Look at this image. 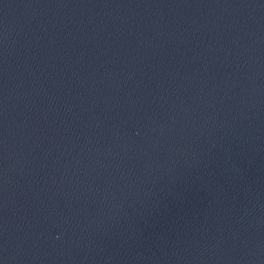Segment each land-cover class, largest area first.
Masks as SVG:
<instances>
[{"label": "water", "instance_id": "obj_1", "mask_svg": "<svg viewBox=\"0 0 264 264\" xmlns=\"http://www.w3.org/2000/svg\"><path fill=\"white\" fill-rule=\"evenodd\" d=\"M0 264H264V0H0Z\"/></svg>", "mask_w": 264, "mask_h": 264}]
</instances>
